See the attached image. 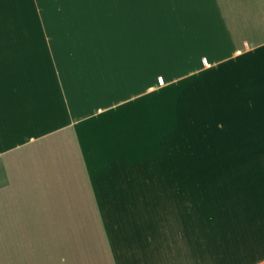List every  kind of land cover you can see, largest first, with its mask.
<instances>
[{"label":"crops","instance_id":"crops-1","mask_svg":"<svg viewBox=\"0 0 264 264\" xmlns=\"http://www.w3.org/2000/svg\"><path fill=\"white\" fill-rule=\"evenodd\" d=\"M177 1L0 0V264H264V0Z\"/></svg>","mask_w":264,"mask_h":264},{"label":"rangeland","instance_id":"rangeland-1","mask_svg":"<svg viewBox=\"0 0 264 264\" xmlns=\"http://www.w3.org/2000/svg\"><path fill=\"white\" fill-rule=\"evenodd\" d=\"M166 1H170V5L179 2L177 0H140L138 5V0H38V4L40 13L46 18V26L51 30L54 26H72L75 20L82 27H89L91 18L94 19L97 16L98 20L93 21L100 22L104 17L103 13H117L124 10L146 14L148 22L154 25L158 17L170 12V8L163 7V2ZM193 1L195 0H189V3L192 4Z\"/></svg>","mask_w":264,"mask_h":264},{"label":"built area","instance_id":"built-area-1","mask_svg":"<svg viewBox=\"0 0 264 264\" xmlns=\"http://www.w3.org/2000/svg\"><path fill=\"white\" fill-rule=\"evenodd\" d=\"M220 56V55H219Z\"/></svg>","mask_w":264,"mask_h":264}]
</instances>
